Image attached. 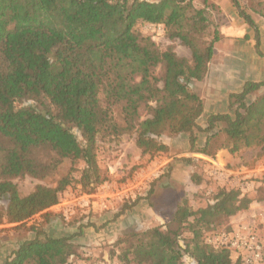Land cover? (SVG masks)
<instances>
[{
	"label": "trees",
	"instance_id": "obj_1",
	"mask_svg": "<svg viewBox=\"0 0 264 264\" xmlns=\"http://www.w3.org/2000/svg\"><path fill=\"white\" fill-rule=\"evenodd\" d=\"M193 1L0 0V136L6 142L0 147V224H23L56 204L72 182L90 193L108 180L97 161L99 139L131 134L142 155H154L168 150L162 136L188 133L190 150L207 156L222 148L264 153V81L245 80L228 94L227 111L210 113L204 126L197 122L204 101L190 83L206 76L220 35L210 30L207 0L201 7ZM229 1L254 31L255 51L263 56L251 13L240 0ZM248 8L264 19V0ZM140 23L162 24L164 35L190 56L161 49L136 29ZM195 131L207 133L201 147ZM65 161L71 165L54 185L37 184L21 195L12 181L45 178ZM77 162L83 164L78 179ZM258 190L264 199V185ZM252 202L240 189L225 187L195 210L182 198L168 223L118 237L115 256L121 264H184L185 256L192 264H241L203 235ZM30 230L33 236L3 264H72L74 236H51L34 224ZM262 252L259 264L264 245Z\"/></svg>",
	"mask_w": 264,
	"mask_h": 264
},
{
	"label": "rangeland",
	"instance_id": "obj_2",
	"mask_svg": "<svg viewBox=\"0 0 264 264\" xmlns=\"http://www.w3.org/2000/svg\"><path fill=\"white\" fill-rule=\"evenodd\" d=\"M253 1L240 0L251 15L261 18L248 8ZM193 2L197 7L203 4V0ZM207 5L212 21L210 30L216 27L223 39L220 33L228 21L216 5ZM239 19L244 22L242 18ZM136 29L150 35L161 49L170 46L178 55L190 56L186 46L178 40L170 41L164 35L162 24L140 23ZM222 43H215L214 48ZM190 86L204 101L209 92L203 79L193 80ZM255 95L249 96L247 101ZM205 115L197 119L201 126L205 125ZM195 134L196 145L201 147L207 133L195 131ZM161 141L168 146L166 152L142 155L131 134H123L118 139H99L97 161L107 173L108 180L90 193L82 190L76 181L72 182L60 193L56 204L34 214L23 224H0V264L20 242L33 236L30 230L32 224L51 236H74L76 254L69 259L72 264H121L115 256V251H118L115 241L118 237L168 223L176 203L182 198L187 199L193 210L204 206L211 201L219 187L238 188L253 198V202L248 210L235 214L218 228L205 232L204 241L208 243L210 237L222 231L233 232L249 225L257 231L264 245V221L261 219L264 216V199L260 198L258 190L261 184L264 185L261 181L264 177V153L260 154L258 148H247L237 153L222 148L213 157L207 156L190 150L188 133L164 135ZM5 145V140L0 136V147ZM184 158H190V161ZM70 165V162L65 161L57 171L45 178L24 175L14 177L12 181L19 193L25 195L37 184L54 185L57 177L65 173ZM74 166L78 171H74L73 176L78 179L83 164L77 162ZM166 172H169L168 175H165ZM192 175L200 180L195 183L191 180ZM152 185L153 190L150 191ZM254 213L256 217L252 218ZM230 254L232 261H237L236 254ZM184 264H192V260L185 256Z\"/></svg>",
	"mask_w": 264,
	"mask_h": 264
},
{
	"label": "crops",
	"instance_id": "obj_3",
	"mask_svg": "<svg viewBox=\"0 0 264 264\" xmlns=\"http://www.w3.org/2000/svg\"><path fill=\"white\" fill-rule=\"evenodd\" d=\"M207 3L220 9L228 25L220 33L224 40L220 38L216 43H223L214 48L203 79L210 93L204 98L203 114L206 113V118L210 113L227 111L228 94L239 91L245 80L264 81V55L255 51L254 31L239 21L229 0H207ZM252 17L259 29V49L264 53V19L254 15Z\"/></svg>",
	"mask_w": 264,
	"mask_h": 264
},
{
	"label": "built area",
	"instance_id": "obj_4",
	"mask_svg": "<svg viewBox=\"0 0 264 264\" xmlns=\"http://www.w3.org/2000/svg\"><path fill=\"white\" fill-rule=\"evenodd\" d=\"M252 218L256 214H252ZM264 221V216L261 217ZM257 231L249 225L233 232L222 231L209 238L208 243L214 247H226L236 254V260L241 264H259L263 256V243Z\"/></svg>",
	"mask_w": 264,
	"mask_h": 264
}]
</instances>
